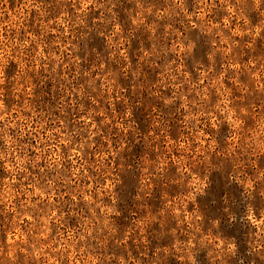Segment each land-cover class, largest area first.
<instances>
[{
  "label": "rangeland",
  "instance_id": "374dc122",
  "mask_svg": "<svg viewBox=\"0 0 264 264\" xmlns=\"http://www.w3.org/2000/svg\"><path fill=\"white\" fill-rule=\"evenodd\" d=\"M0 264H264V0H0Z\"/></svg>",
  "mask_w": 264,
  "mask_h": 264
}]
</instances>
